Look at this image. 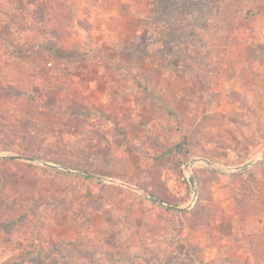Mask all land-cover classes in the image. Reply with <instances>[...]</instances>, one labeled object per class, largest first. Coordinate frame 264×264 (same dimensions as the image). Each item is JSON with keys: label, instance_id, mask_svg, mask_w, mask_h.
Listing matches in <instances>:
<instances>
[{"label": "rangeland", "instance_id": "rangeland-1", "mask_svg": "<svg viewBox=\"0 0 264 264\" xmlns=\"http://www.w3.org/2000/svg\"><path fill=\"white\" fill-rule=\"evenodd\" d=\"M0 155V264H264V0H0Z\"/></svg>", "mask_w": 264, "mask_h": 264}, {"label": "water", "instance_id": "water-1", "mask_svg": "<svg viewBox=\"0 0 264 264\" xmlns=\"http://www.w3.org/2000/svg\"><path fill=\"white\" fill-rule=\"evenodd\" d=\"M0 157L1 158H14V159H19V160H35V158H33V157H28V156H24V155H14V156H3V155H0ZM197 161V159H193L192 160V162L190 163V164H188V166L190 167L191 166V164L193 165L195 162ZM206 162L207 163H211L210 162V160H208V159H206ZM60 167V166H59ZM63 168H65V167H63ZM65 169H69V168H65ZM82 173H86V174H90L89 172H83L82 171ZM93 175H96V174H93ZM96 176H98V177H100V178H102V179H105V180H113V179H109V178H107V177H104V176H101V175H96ZM189 178H190V181H191V183L192 184H195V179H194V176H193V174L191 173L190 174V176H189ZM113 181H116V180H113ZM123 184H125V185H127L128 187H130V188H133V189H137V190H140V191H142L144 194H146V195H148V196H150L151 198H155L152 194H150V193H148L147 191H145V190H141L140 188H138L137 186H134V185H132V184H129V183H127V182H122ZM197 195V190L195 189V196ZM160 202H163V201H160ZM164 203V202H163ZM168 206H172V207H176V208H181V207H179V206H175V205H172V204H167Z\"/></svg>", "mask_w": 264, "mask_h": 264}, {"label": "crops", "instance_id": "crops-1", "mask_svg": "<svg viewBox=\"0 0 264 264\" xmlns=\"http://www.w3.org/2000/svg\"><path fill=\"white\" fill-rule=\"evenodd\" d=\"M127 18H130L129 16L127 17ZM234 222V221H233ZM233 222H231V225L233 224V229H231L232 231H235L236 232V230H235V227H234V223ZM218 233H221V232H218ZM263 236V235H262ZM243 248H244V246H243ZM248 248V247H247ZM247 248H244V251L245 250H247ZM241 251V250H240ZM208 252V250H206V253ZM235 253H236V251H235ZM244 255H248L247 253L246 254H244ZM231 256V255H230Z\"/></svg>", "mask_w": 264, "mask_h": 264}, {"label": "built area", "instance_id": "built-area-1", "mask_svg": "<svg viewBox=\"0 0 264 264\" xmlns=\"http://www.w3.org/2000/svg\"><path fill=\"white\" fill-rule=\"evenodd\" d=\"M188 178H189V175L188 173H186L184 176H182L181 180L182 182H184V181H187Z\"/></svg>", "mask_w": 264, "mask_h": 264}]
</instances>
